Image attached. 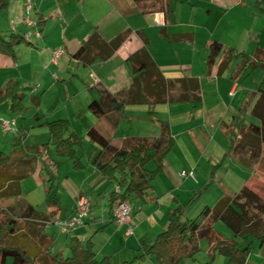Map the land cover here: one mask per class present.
I'll return each mask as SVG.
<instances>
[{
    "label": "crops",
    "instance_id": "0c3cea01",
    "mask_svg": "<svg viewBox=\"0 0 264 264\" xmlns=\"http://www.w3.org/2000/svg\"><path fill=\"white\" fill-rule=\"evenodd\" d=\"M259 1L169 0L170 14H147L133 0H32L28 16L35 24L28 26L24 22L27 0H9L0 12V34L25 37L30 32V36L28 43L18 46L16 60L0 56V90L8 79H17L26 107L24 112H12L7 100L5 117L20 125L22 145L39 152L31 163L19 166V196L0 202L19 211L20 202L25 201L50 216L43 223L25 224L21 230L24 248L36 254L51 240L53 253V245L61 241L69 255V237L77 236L90 242L96 259L108 257L110 264H154L143 255L142 246L151 244L166 228L174 208H183V220L198 217L211 204L198 205L196 195L214 186L218 192L214 206L239 186L264 197V140L252 129L260 125L252 110L264 89V4ZM182 3L191 12L196 3H207L219 16L206 23L184 22L178 18ZM36 32L41 36L36 37ZM215 40L234 50L222 71V53L210 71L207 66L209 46ZM84 45L88 52L75 56ZM56 48H63L65 54L53 61ZM142 63H153L147 71L148 81L156 82L150 87L151 104L140 98V77L134 67ZM188 77L199 82L195 102L188 99ZM102 91L122 100V106L102 115L94 113L89 104L99 100ZM19 113L23 116L13 117ZM56 120L68 122L64 136L74 133L82 139L78 165L57 156L49 142L48 123ZM160 122L167 123L172 146L150 188L128 199L132 233L126 234L127 226L113 220L111 195L118 186L94 163L100 147L89 139L88 131L94 128L120 143L134 136L159 137ZM42 163H48L56 175L51 192L57 188L52 196L57 197L60 210L52 214L47 204L44 211L38 210L23 192L25 178L46 180ZM145 167L153 170L156 164L149 161ZM187 169L194 170L196 179L179 176ZM80 195L90 202L85 223L61 233L62 239L51 236L52 219L70 217Z\"/></svg>",
    "mask_w": 264,
    "mask_h": 264
},
{
    "label": "trees",
    "instance_id": "16d2710c",
    "mask_svg": "<svg viewBox=\"0 0 264 264\" xmlns=\"http://www.w3.org/2000/svg\"><path fill=\"white\" fill-rule=\"evenodd\" d=\"M9 0H0V12L7 6ZM143 13L163 12L170 14L169 0H133ZM264 4V0L258 2ZM29 42L22 35L11 33L0 34V56H7L13 61L17 58L18 46ZM88 52L86 45L81 47L75 56ZM223 54L220 71L224 70L234 57V50L224 47L219 41L211 42L207 57L208 70L215 64L219 54ZM256 64V63H254ZM153 63H142L134 67L140 77V98L142 103L151 104L152 91L156 82L148 81L147 71ZM188 99L195 102L199 99V82L196 77H188ZM253 107V114L260 120V125L252 127L261 140H264V89ZM24 94L19 91V82L15 78L8 79L0 90V103L9 100L12 112H24L22 104ZM123 101H118L107 91H102L99 100H93L89 108L96 114L102 115L107 111L120 108ZM68 126L65 120H56L48 123L49 142L55 148V154L73 160L78 165L77 150L83 147L82 139L74 133L64 136ZM161 135L156 138L134 136L123 139L120 143L108 140L94 128L88 131L89 139L99 145V152L94 155V163L107 178L118 186L112 192L111 201L115 204L121 200H128L133 195L145 192L151 186V180L162 167V162L171 149V132L167 123L160 122ZM167 143L163 145L164 139ZM39 148L34 152L22 145V138L15 137L9 153L0 151V201L8 197H17L20 194L19 180L21 179L19 166L31 163L38 156ZM259 156V153L257 154ZM154 161L156 168L149 170L145 165ZM43 173L49 185L46 187V204L53 212L60 210L58 199L49 194L55 187L54 169L48 163H42ZM129 201V200H128ZM183 208H174L169 215L166 228L160 232L151 244L142 246L144 256H150L154 264H184L186 258L195 259L201 251L200 240L206 239L209 249V259L203 264H214L216 255H223L226 264H248L250 243L247 238L257 239L264 243V197L248 186H242L237 192L223 197L214 207H204L198 217L182 219ZM56 218V217H55ZM202 218V220H200ZM50 216L38 212L34 206L22 201L20 210L15 206L2 205L0 202V264H35V260L42 264H110L108 257L95 258L90 242H84L77 236H70L68 241L69 255L62 252L51 253L52 241L44 242L38 253L31 252L18 244H1L9 237L20 233L25 224L33 220L34 224L43 223ZM54 219V218H53ZM52 219V220H53ZM36 220V221H35ZM114 220V217H113ZM217 221L223 222L233 233L240 237L225 238L214 225Z\"/></svg>",
    "mask_w": 264,
    "mask_h": 264
},
{
    "label": "rangeland",
    "instance_id": "374dc122",
    "mask_svg": "<svg viewBox=\"0 0 264 264\" xmlns=\"http://www.w3.org/2000/svg\"><path fill=\"white\" fill-rule=\"evenodd\" d=\"M218 16H219L218 10L210 5H207V3H203V4L196 3V5L194 6L193 12L189 10L188 6L185 3L180 4L179 9H178V18L179 20H182L184 22L195 20L198 23H202V22L206 23V22H211L210 20L212 19L216 20ZM8 103L9 102L6 101L4 104V108L3 107L0 108V119H7L5 115L7 111L9 110ZM22 116L23 115L19 113L17 115L14 114L13 117L19 118ZM19 128H20V125L18 123H17V126H15L14 131L12 130L3 131L0 128V151L5 152V153L10 152L12 142L14 141L15 137L18 136V134H20L18 132ZM46 185H47L46 180L42 182L41 180H37V178L34 176H29L23 180L24 195H26L29 200L34 202V205L40 211H44L45 210L44 208L46 207V197H45V192H44V187ZM235 188L236 189H234V191L237 192L240 189V186L235 187ZM216 190L217 188L214 186V187H210L207 191L204 190L203 192L199 193L198 195H196L195 203L199 205V203L203 201L204 202L208 201L209 204H211L210 206L213 207L215 204L213 203L215 200V196L216 194H218ZM57 191L58 190L56 188L53 192L57 193ZM54 193L51 192L50 196L54 195ZM51 227H52V231L50 232L51 236L56 237V238L59 237L60 239H62L63 235H61V232L59 231V229L55 225ZM214 227L217 230V232H219V234H221L225 238L234 237L236 240H241L240 237L234 236V233L221 221H217ZM23 241L24 239L20 232V233H17L15 236L9 237L1 244L22 245ZM250 241L251 243L249 244ZM245 243L247 245L248 244L250 245L248 264H264V243H261L257 239H251V238H247L245 240ZM200 246H201V251L197 253V255L195 256V259L186 258L184 260V264H203L205 261L209 259V254H208L209 245L206 239L200 240ZM59 251H62L63 256H67V247L63 246L61 241H58L52 247L53 253H57ZM10 263H11V259L7 261V264H10ZM35 264H41V263L39 260H35ZM214 264H226V258L223 255L217 254L214 260Z\"/></svg>",
    "mask_w": 264,
    "mask_h": 264
},
{
    "label": "built area",
    "instance_id": "2783aa9c",
    "mask_svg": "<svg viewBox=\"0 0 264 264\" xmlns=\"http://www.w3.org/2000/svg\"><path fill=\"white\" fill-rule=\"evenodd\" d=\"M32 8V0H27L26 4V17L24 22L28 26H33L35 23L32 21L28 13ZM160 25H164L165 22H159ZM36 37H40V33H35ZM30 32L26 33V40L29 39ZM29 41V40H28ZM65 54L63 48H56L52 50V59L53 61L57 60L59 57ZM0 128L3 131H14L15 130V120L14 119H0ZM181 178H192L196 179L193 169L182 170L179 173ZM119 188L117 187V190ZM114 221L118 225H126V234L132 233V206L128 200H121L116 202L112 207ZM90 213V202L87 196L80 195L75 204L74 213L68 218H54L51 222L55 225L61 233L68 234L78 226H82L85 223V220L88 218Z\"/></svg>",
    "mask_w": 264,
    "mask_h": 264
}]
</instances>
